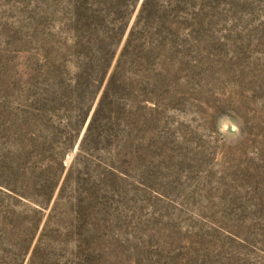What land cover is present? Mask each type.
Returning <instances> with one entry per match:
<instances>
[{"label": "rangeland", "instance_id": "obj_1", "mask_svg": "<svg viewBox=\"0 0 264 264\" xmlns=\"http://www.w3.org/2000/svg\"><path fill=\"white\" fill-rule=\"evenodd\" d=\"M140 4L0 0V264H264V0Z\"/></svg>", "mask_w": 264, "mask_h": 264}, {"label": "trees", "instance_id": "obj_2", "mask_svg": "<svg viewBox=\"0 0 264 264\" xmlns=\"http://www.w3.org/2000/svg\"><path fill=\"white\" fill-rule=\"evenodd\" d=\"M148 1H149V0H141V4H140L139 10H138V12H137V14H136V18H135V21H134V22H137V21L140 19V16H141V15L144 13V11H145V8H146V5L148 4ZM133 27H134V23H133V25L131 26V28H130V30H129V32H128V35H127L126 40H125V43H128V42L130 41V38H131L132 33H133ZM92 123H93V116H92L91 119L89 120V123H88V125H87V127H86V130H85V132H84V134H83V136H82V138H81V140H80V142H79V146H78L79 150H80V149L83 147V145H84L85 138H86V134H87V132L91 129V127H92Z\"/></svg>", "mask_w": 264, "mask_h": 264}]
</instances>
